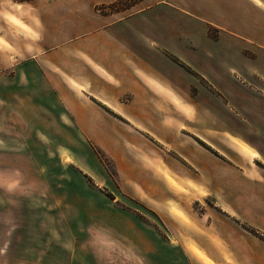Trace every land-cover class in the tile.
Masks as SVG:
<instances>
[{
	"label": "rangeland",
	"instance_id": "1",
	"mask_svg": "<svg viewBox=\"0 0 264 264\" xmlns=\"http://www.w3.org/2000/svg\"><path fill=\"white\" fill-rule=\"evenodd\" d=\"M195 2L205 6L209 0ZM129 8L120 5L117 9L109 3L91 6L94 12L112 17L125 14ZM193 9L198 12L194 6ZM185 20V34L170 42L168 47L172 46L175 52L166 55L173 61L168 67L173 80L183 88L173 87L169 93L184 100L189 111L175 102L172 111L158 117L165 120L167 115L173 127L195 132L192 137L196 143H200L199 136L225 145L237 146L236 141H240L258 153L251 145L257 143L264 148L263 33L255 32L252 42L234 38L213 25L203 27L193 15ZM259 23H264V19H259ZM182 81L184 86L180 85ZM176 108H184L187 116ZM58 111L47 108L45 116L41 115L46 132L39 133L38 138L34 133L22 132V123L14 120L18 125L14 127L13 139L20 142L0 151V264H69L71 249L76 256L72 264H87V259L88 264H264V198L256 191L240 181L228 188H220L219 182H199L192 170L182 164L183 160L175 152L174 156L167 154L163 145L156 149L157 153L146 152L145 147L150 145L136 131L149 125L144 118L131 117L128 126L119 118L106 117L103 122L95 120L93 124L99 125L95 128L77 130L63 106L61 117ZM31 121L34 125L37 118L31 117ZM34 156L39 158V164L19 161V157ZM147 160L205 187L203 196H192L170 186L157 168L161 181L153 193H163L164 200L183 202L191 216H176L166 208L164 200L151 201L143 192L144 175L140 171L149 165ZM127 162L134 166L128 169ZM132 186L138 187L136 192ZM214 186L220 188L216 198ZM222 199L227 203L234 199L246 218H238L237 222L239 232L253 240V258L222 257L220 250L229 255L231 246L232 256H241L245 244L240 237L234 242L237 248L226 240L220 243L213 238V230L205 229L209 221L229 220L219 215L214 205ZM112 206L135 215L139 221L137 229L123 228L124 238L114 235L110 239L103 237L100 227L93 224L87 236L85 224L92 220V213L87 210L105 211ZM182 235L196 240L201 249L198 251L213 257V261L206 263L198 251H189ZM22 254H29L30 259L22 261Z\"/></svg>",
	"mask_w": 264,
	"mask_h": 264
},
{
	"label": "crops",
	"instance_id": "2",
	"mask_svg": "<svg viewBox=\"0 0 264 264\" xmlns=\"http://www.w3.org/2000/svg\"><path fill=\"white\" fill-rule=\"evenodd\" d=\"M113 1L0 0V151L20 142L13 139L14 127L18 125L15 121L22 123V132L34 133L37 138L39 133H45L44 118L40 117L45 116L47 108H57L61 117L60 107L63 106L77 130L95 128L99 125L93 123L103 122L106 117L119 118L128 126L131 117L144 118L149 125L136 131L150 145L145 147L146 152L157 153L156 149L163 145L167 154L174 156L175 152L183 160L182 164L192 170L197 181L219 182L220 188L232 187L233 182L240 181L264 198V148L261 145H251L258 150L256 153L240 141H236L237 146L225 145L214 138L212 143L199 136L200 143H196L192 137L195 132L173 127L167 115H164L165 120L158 117L172 111L175 102L189 111L184 100L172 91L169 93L173 87L183 88L173 80L171 68L168 69L173 61L166 55L175 52L172 46L168 47L170 42L185 34V17L193 15L203 27L213 25L234 38L254 42L255 32L264 35V23H259V19H264V0H209L205 6L195 0H139L118 17L91 9L95 3ZM180 85L184 86L183 81ZM176 110L187 116L184 108ZM31 117L37 118L34 125ZM134 142L138 145L136 140ZM19 159L22 164L40 163L35 156ZM147 163L149 165L140 171L144 175L141 188L151 201L161 203L165 199L163 193L155 195L152 191L161 181L157 168L170 186L169 180H172L192 196L204 195L205 187L177 177L157 162L151 164L147 160ZM134 164L136 166L135 161ZM134 164L127 162L128 169ZM137 167L141 170L139 165ZM137 188L132 186L131 189L136 192ZM220 188L212 191L215 198ZM164 204L171 212L191 216L183 202L166 199ZM214 205L217 213L229 220L209 221L205 229L213 230V238L220 243L226 240L228 245L233 243L237 248L234 242L240 237L245 244V253L241 256H232V246L230 256L220 250L221 256L229 260L253 258V240L239 232L237 219L246 218L237 203L234 199L229 203L222 199ZM262 207L263 216L264 202ZM89 212L92 220L85 224L87 236L93 224L97 229L100 227L103 237L110 239H114V235L124 238L123 228L131 226L136 230L139 225L135 215L115 206L105 211L87 210ZM181 238L189 251L200 249L192 237L182 235ZM198 253L205 261H213L210 259L213 257ZM75 257L71 249L69 264ZM216 257L214 260H218ZM29 259V254H22V261Z\"/></svg>",
	"mask_w": 264,
	"mask_h": 264
},
{
	"label": "trees",
	"instance_id": "3",
	"mask_svg": "<svg viewBox=\"0 0 264 264\" xmlns=\"http://www.w3.org/2000/svg\"><path fill=\"white\" fill-rule=\"evenodd\" d=\"M121 1H123V2H121ZM137 1H139V0H133V2H130L129 4H125L124 0H114L113 2L109 3V5L113 8H117V9L120 5H123L124 8H129L131 5H133Z\"/></svg>",
	"mask_w": 264,
	"mask_h": 264
},
{
	"label": "bare ground",
	"instance_id": "4",
	"mask_svg": "<svg viewBox=\"0 0 264 264\" xmlns=\"http://www.w3.org/2000/svg\"><path fill=\"white\" fill-rule=\"evenodd\" d=\"M63 158L65 159V158H67V156H63ZM170 181V183L172 184V186H174V187H177V188H180V189H182V190H185L184 188H182V186H180L177 182H175V181H172V180H169ZM186 191V190H185ZM187 192V191H186ZM176 216H182L179 212H175V211H172ZM209 260V259H208ZM206 263H209V261H206Z\"/></svg>",
	"mask_w": 264,
	"mask_h": 264
}]
</instances>
